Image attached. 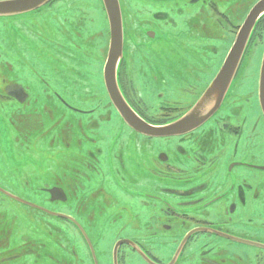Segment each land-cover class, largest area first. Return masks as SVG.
Returning <instances> with one entry per match:
<instances>
[{
  "label": "flooded vegetation",
  "instance_id": "flooded-vegetation-1",
  "mask_svg": "<svg viewBox=\"0 0 264 264\" xmlns=\"http://www.w3.org/2000/svg\"><path fill=\"white\" fill-rule=\"evenodd\" d=\"M260 1L40 0L0 17V264H264V14L206 120L163 137L129 121L188 114Z\"/></svg>",
  "mask_w": 264,
  "mask_h": 264
},
{
  "label": "water",
  "instance_id": "water-1",
  "mask_svg": "<svg viewBox=\"0 0 264 264\" xmlns=\"http://www.w3.org/2000/svg\"><path fill=\"white\" fill-rule=\"evenodd\" d=\"M40 0H20L15 2H0V17L5 16H15L16 14H23L26 10H30ZM264 14V0H261L255 7L250 11V14L245 20V24L242 26L240 31L237 33L238 35L235 38V41L232 45L231 50L226 55L225 62L220 67L221 69L218 71L215 76L213 82L208 86L204 95L198 100V103L194 106V108L188 112L183 118L174 122L172 125H165L162 127L159 126H148L139 119L129 118V121L137 127L139 130H143L149 136L163 137L168 136L171 133H177L183 131L184 128H189L191 126H195L206 118H208L211 114L218 109V107L223 102L222 99L226 96L229 91L230 86L235 80L236 71L240 64V59L243 51L246 49L247 41L250 37V33L254 26L256 25V21L259 19L261 15ZM114 48L115 41L112 42L111 52L108 58V66L109 70L107 72L109 75L113 74V78L115 73L113 72L112 65L114 60ZM114 83V81H113ZM258 99L260 102V108L264 117V60L262 62V68L259 73V82H258Z\"/></svg>",
  "mask_w": 264,
  "mask_h": 264
},
{
  "label": "rangeland",
  "instance_id": "rangeland-1",
  "mask_svg": "<svg viewBox=\"0 0 264 264\" xmlns=\"http://www.w3.org/2000/svg\"><path fill=\"white\" fill-rule=\"evenodd\" d=\"M217 48V50L218 51H220L221 50V48L220 47H216ZM255 59H257V56L256 55H253V60H254V66L255 67H252L251 66V69H247V72H246V76H244L243 77V80L237 85V88L238 89H241V90H243L242 88H243V86L245 85V88L246 89H248L249 88V85H251V86H253L254 85V83H255V77H254V74H255V70H256V61H255ZM246 66H247V64H246ZM245 66V67H246ZM246 70H244V72H245Z\"/></svg>",
  "mask_w": 264,
  "mask_h": 264
}]
</instances>
